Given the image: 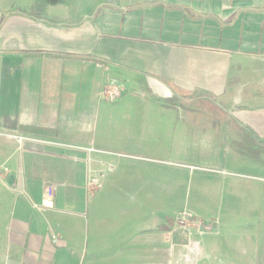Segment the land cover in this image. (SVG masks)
<instances>
[{"label":"crops","instance_id":"1","mask_svg":"<svg viewBox=\"0 0 264 264\" xmlns=\"http://www.w3.org/2000/svg\"><path fill=\"white\" fill-rule=\"evenodd\" d=\"M101 1L0 0V264H230L194 238L215 227L184 232L166 213L179 180L164 166L189 139L216 155L222 123L183 133L182 112L232 117L264 144V0ZM113 83L117 103L102 96ZM244 83L251 105L228 103Z\"/></svg>","mask_w":264,"mask_h":264},{"label":"rangeland","instance_id":"2","mask_svg":"<svg viewBox=\"0 0 264 264\" xmlns=\"http://www.w3.org/2000/svg\"><path fill=\"white\" fill-rule=\"evenodd\" d=\"M100 3L103 5L109 1ZM106 11V8L100 10ZM246 86L244 83L237 90L230 89L228 103L250 106L252 99L246 97ZM247 92L252 93V89H247ZM213 99V103L223 102L219 98ZM234 115L237 117L238 114ZM181 117L183 133L186 130L200 132L201 128L208 129L222 123L223 134L213 139L212 148L216 155L211 158L205 157L199 138L189 139L184 155L172 161L171 166H164L166 177L179 180L175 192L166 189V213L176 217L178 213L188 211L193 214V220L215 227L212 232L216 234L206 233L201 237L196 233L194 237L210 248L214 243L220 247L222 255L213 257V261L220 263L222 260L230 264L257 262L256 252L260 251V256L264 253V144L254 147L253 139L247 135L248 130L241 129L232 117L216 120L202 113L183 112ZM218 223L222 224L219 232L215 226ZM180 228L185 232L189 227ZM253 231L255 233L250 236L249 243L247 234ZM237 232L244 237L241 241L235 236ZM251 244L255 251L249 248ZM243 246H246V254Z\"/></svg>","mask_w":264,"mask_h":264},{"label":"built area","instance_id":"3","mask_svg":"<svg viewBox=\"0 0 264 264\" xmlns=\"http://www.w3.org/2000/svg\"><path fill=\"white\" fill-rule=\"evenodd\" d=\"M123 93H124L123 87L118 85L117 83H113L104 89L102 96L106 101H108L110 103H117L122 99ZM15 139H17L18 142H20V143H22L26 140L22 137H15ZM90 151H94V149H90ZM115 170H116L115 167L110 166L106 170H102L99 173H97L96 175L90 176V178L88 180V188L94 192L95 191L98 192L99 190L103 189L105 179L110 174H113L115 172ZM41 207L45 208V209L54 208V191H53V188L47 189V193H46V196L42 202ZM177 221H178V224L180 227H182L183 229H187L189 227L190 223L193 221V214L188 212V211L181 212L179 214ZM53 239H54V241H57V238L55 236L53 237Z\"/></svg>","mask_w":264,"mask_h":264},{"label":"water","instance_id":"4","mask_svg":"<svg viewBox=\"0 0 264 264\" xmlns=\"http://www.w3.org/2000/svg\"><path fill=\"white\" fill-rule=\"evenodd\" d=\"M148 85L162 99H169L172 97L170 89L158 80L149 78Z\"/></svg>","mask_w":264,"mask_h":264}]
</instances>
